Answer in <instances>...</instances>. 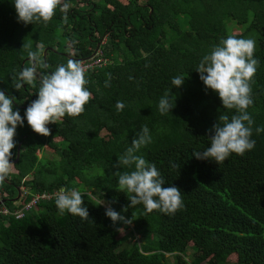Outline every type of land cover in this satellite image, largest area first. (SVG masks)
Returning a JSON list of instances; mask_svg holds the SVG:
<instances>
[{"label": "trees", "instance_id": "trees-1", "mask_svg": "<svg viewBox=\"0 0 264 264\" xmlns=\"http://www.w3.org/2000/svg\"><path fill=\"white\" fill-rule=\"evenodd\" d=\"M65 2L67 23L58 7L47 23L25 24L13 0H0V91L15 97L13 108L22 118L40 87L39 78L35 87H15L19 72L30 66L23 45H44L41 58L49 67L38 72L48 74L68 59L90 56L95 47L108 60L85 73L92 98L82 114L49 123L48 136L33 132L26 119L17 126L15 173L0 185L1 203L11 209L21 184L30 193L82 186L96 195L81 191L86 220L61 214L51 199L39 200L19 219L0 215V264H167V255L171 264H264V132L255 131L264 128V0ZM234 25L241 29L234 32ZM229 35L256 42L253 104L247 109L255 146L217 164L193 152L210 146L208 130L221 115L230 121L237 113L223 107L196 70ZM178 75L185 78L179 88L172 84ZM166 93L175 103L161 114ZM117 101L125 104L122 111ZM145 125L152 140L137 154L155 164L163 187L182 191L183 207L174 214L149 213L143 204L128 207L133 194L118 186L116 173L131 169L116 164ZM44 146L53 158L37 156ZM109 205L124 221L114 224L105 215ZM120 230L125 232L118 235ZM188 243L194 251L182 263L176 259L186 256ZM230 255L234 263L227 262Z\"/></svg>", "mask_w": 264, "mask_h": 264}, {"label": "clouds", "instance_id": "clouds-1", "mask_svg": "<svg viewBox=\"0 0 264 264\" xmlns=\"http://www.w3.org/2000/svg\"><path fill=\"white\" fill-rule=\"evenodd\" d=\"M13 3L18 20L25 24L41 20L47 23L53 18L58 7L64 13L63 22L67 23L70 5L65 0H13ZM23 47L27 49L30 66L19 72L18 80L21 82L16 83L15 87L19 89L23 83L35 87L38 78L40 87L37 99L26 108L24 118L18 109L13 108L15 97H9L4 91H0V185L14 169V164L10 163L12 149L16 146L14 137L17 126H23L24 119L33 132L48 136L49 123H56L65 115L75 117L82 114L84 106L92 98L91 92L85 87L88 83L85 78L88 69L82 62L68 59L66 65H59L50 74L38 72V68L49 67L41 58L44 45H38L36 50H32L31 45ZM255 48V40L229 35L201 59L196 70L200 73V80L206 88L218 94L224 108L235 109L237 114L233 115L230 121L227 115L219 117L220 122L214 123L208 130L212 133L209 137L210 146L204 151L193 152L196 159L214 160L219 164L232 153L243 155L254 148L255 140L251 139L254 121L247 109L253 104L251 81L258 66V61L254 58ZM184 79L178 75L172 79V84L179 88ZM105 86H109V81L105 82ZM174 103L175 99H172L170 93H166L159 101L160 113L170 112ZM124 107L122 101H117V111H122ZM255 131L264 132V128L258 127ZM151 140L146 125L131 140V145L116 164L117 168L124 166L131 170L116 173L118 186L121 192L133 194L128 199V207L143 204L149 213L159 210L165 214H174L183 207L182 191L175 186L163 187L165 180L155 164L137 154L142 147L151 143ZM55 205L61 214L67 211L84 220L89 218L82 194L75 188H61L56 194ZM105 215L114 224L124 221V217L110 205L106 208Z\"/></svg>", "mask_w": 264, "mask_h": 264}, {"label": "built area", "instance_id": "built-area-1", "mask_svg": "<svg viewBox=\"0 0 264 264\" xmlns=\"http://www.w3.org/2000/svg\"><path fill=\"white\" fill-rule=\"evenodd\" d=\"M82 62L88 70L104 65L106 58L102 55L100 49H96L92 55L78 60ZM61 188L53 191H42L40 193H30L29 190L23 185L19 187L18 198L13 201V206L11 209H8L3 203L0 204V215L3 216H12L15 219H19L24 216V214L31 209H34L39 200H55L56 194ZM26 195L29 197L23 200ZM1 192H0V202H1Z\"/></svg>", "mask_w": 264, "mask_h": 264}, {"label": "rangeland", "instance_id": "rangeland-1", "mask_svg": "<svg viewBox=\"0 0 264 264\" xmlns=\"http://www.w3.org/2000/svg\"><path fill=\"white\" fill-rule=\"evenodd\" d=\"M74 1L76 2V0H74ZM138 1L140 2L141 0H138ZM77 5H78V6H81V4H80L79 2H78ZM240 29H241V28H239V27H237V26H235V25L233 26V31H234V32L239 31ZM103 41H104V38H102V39L99 41V44L102 45ZM64 51H65V52H69L70 49H69L68 47H65V48H64ZM92 54H93V52H92ZM92 54H91V55H92ZM54 140H56L57 143H58V145L61 146V141H59V140H57V139H54ZM41 153H42L47 159H51V158L54 157V154L52 153L51 149H49V148L46 147V146L43 147V149H42L41 152H36L37 156H40ZM11 173H15V169H13V171H12ZM29 177H30V176H28V175L26 176V178H29ZM21 185H22V184H21ZM21 185H20V186H21ZM22 186H23V185H22ZM75 189L79 190L80 192H81L82 190H84V192L87 193V195H88V194L90 195V193H91V191H92V187L82 189V186H76ZM93 192H94V191H93ZM94 195H96V192H94ZM94 195H93V194L90 195L91 198H93ZM97 200H99V199H97ZM124 232H125L124 230H120V232H118V235H122ZM193 251H194V249H193V247L191 246V243H188L187 248L185 249V254H186V256H184V258L178 256V258H177L176 260H179V261L182 262V263L186 262L187 260H189L188 255H190V253L193 252ZM172 261H173L172 256L167 255V256H166V263H167V264H171ZM234 261H235V256H234V255H230V256L227 258V262H229V263H234ZM199 264H205V262H201V263H199Z\"/></svg>", "mask_w": 264, "mask_h": 264}, {"label": "water", "instance_id": "water-1", "mask_svg": "<svg viewBox=\"0 0 264 264\" xmlns=\"http://www.w3.org/2000/svg\"><path fill=\"white\" fill-rule=\"evenodd\" d=\"M95 49H96V47L94 48V50ZM45 51H46V48L44 49V51L42 53L43 55H44ZM19 147H20V143H17L16 148H15V156H14V159L10 160V163H14L17 160L18 153H19ZM17 198H18V192H17V195L14 197V200H16Z\"/></svg>", "mask_w": 264, "mask_h": 264}, {"label": "bare ground", "instance_id": "bare-ground-1", "mask_svg": "<svg viewBox=\"0 0 264 264\" xmlns=\"http://www.w3.org/2000/svg\"><path fill=\"white\" fill-rule=\"evenodd\" d=\"M105 58H106V57H105ZM106 62H108L107 58H106ZM106 62H105V63H106Z\"/></svg>", "mask_w": 264, "mask_h": 264}]
</instances>
